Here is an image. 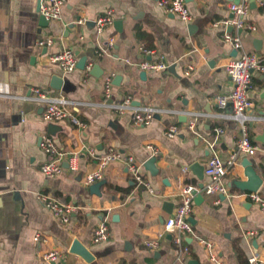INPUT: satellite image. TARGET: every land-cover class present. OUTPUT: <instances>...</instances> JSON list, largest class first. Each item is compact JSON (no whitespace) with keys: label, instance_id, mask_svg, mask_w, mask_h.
Wrapping results in <instances>:
<instances>
[{"label":"crops","instance_id":"crops-1","mask_svg":"<svg viewBox=\"0 0 264 264\" xmlns=\"http://www.w3.org/2000/svg\"><path fill=\"white\" fill-rule=\"evenodd\" d=\"M38 1L0 0V264H55L42 259L53 249L63 253L58 264H248L254 255L264 264V213L233 187L232 196L219 204L203 190V203L196 204L194 197L195 235L210 241L212 252L195 236H185L179 248L164 229L181 190L198 189L201 183L194 165L206 168L214 154L226 161L237 148L241 124L230 107L219 110L214 99L233 91L227 72L233 58L241 52L264 58V7L250 3L246 19L256 27L251 30L223 24L232 17L230 4L240 0H186L193 17L189 24L166 13L159 0H67L61 19L43 26ZM107 11L113 12L114 23L98 34L95 21ZM82 18L86 22L78 24ZM116 21H122L121 28ZM226 32L241 38L243 50L236 52L225 42ZM48 37L55 45L40 46ZM63 48L73 49L78 62L86 57L87 65L99 64L103 75H85L80 69L64 73L50 60ZM162 59L173 72L168 67L141 77L145 71L138 63ZM54 76L63 79L60 91L50 87ZM106 79H111L109 97ZM34 88L67 100L83 126L44 121V106L32 99ZM248 98L253 104L246 114L250 139L259 150L253 157L242 155L225 181L228 186L234 179L245 181L243 160L248 158L263 180L257 193L264 199V74L253 72ZM126 99L131 108L120 111ZM142 108L156 109L160 119L136 125L134 110ZM193 121L195 132L185 128L174 138L166 135L168 126ZM50 125L57 127L54 136ZM44 135L54 139L60 152L80 153L77 173L65 168L53 178L43 175L40 168L48 160L40 145ZM109 147L134 156L155 193L139 186L123 163L104 170L101 196L92 193L84 177L97 169L98 161L87 150L104 154ZM153 156L157 176L144 168ZM202 182L204 187L209 182L205 171ZM41 194L76 207L69 224L53 217ZM104 221L110 237L94 244L93 232ZM252 231L257 234L247 236ZM148 239H158L160 247L147 248ZM74 240L90 250L92 262L70 252Z\"/></svg>","mask_w":264,"mask_h":264},{"label":"built area","instance_id":"built-area-1","mask_svg":"<svg viewBox=\"0 0 264 264\" xmlns=\"http://www.w3.org/2000/svg\"><path fill=\"white\" fill-rule=\"evenodd\" d=\"M67 0H39L40 13L48 21H58L62 17V10ZM254 2L259 7H264V0H240L239 3H231L230 11L232 17L223 22L226 26L236 27L238 29L249 28L255 30L256 27L247 22V15L250 10V3ZM158 4L168 14L174 15L177 19L185 24L192 22L193 17L187 6L186 0H159ZM86 19L82 18L77 21L78 24H84ZM114 23V15L112 11H107L104 15H100L95 21V29L98 34L102 33L106 28L112 26ZM224 40L230 44L235 50H243V42L240 37L233 36L231 33L224 34ZM40 46L52 47L55 45V40L48 37L39 42ZM105 52V51H102ZM144 53L151 52L143 50ZM50 60L53 63L60 65L64 73H71L78 69V58L71 48H63L54 54ZM137 66L142 71L160 72L167 70L169 64L163 59L160 61L143 60ZM93 64H89L84 69L85 75H90ZM194 67H189V73ZM260 72L264 74V58L257 54H247L241 52L240 56L233 58L227 65V72L233 83V91L228 95H218L214 102L219 110L227 108L232 109V117L237 119L241 124V137L238 141L236 150H234L226 161H223L218 155L214 154L209 158L205 168V175L209 178V182L204 187L205 195L214 196L216 198L215 204L221 202L222 197H231L232 192L225 181V177L229 171L238 161L242 155L255 156L259 147L252 143L250 139L249 127L247 124L246 114L252 108L253 104L248 98V92L252 84L253 72ZM111 88V79H106L105 82V97H109ZM34 98L44 106L43 120L46 122H60L64 120L71 121L79 126L83 124L68 108L67 100L62 97L52 96L48 91L34 88L32 89ZM131 108V100L126 99L123 105L119 106L120 111H125ZM158 111L154 108L135 109L133 114L134 123L138 126H146L151 124ZM188 131H196L195 121L186 125H170L166 129V135L169 138H174L179 135L184 129ZM217 132H222L217 129ZM41 148L48 156V160L41 166V172L48 178H53L61 174L64 170V163L68 164V170L72 173H77L80 169L79 160L80 153H63L60 152L54 139L50 135H44L41 139ZM151 148V147H150ZM153 154L159 153L158 149L151 148ZM88 154L90 157L98 161V167L95 171L87 174L84 177L86 185L90 186L103 179L104 170L113 163L125 164L128 173L133 177L139 186L147 188L151 193H155L150 183L144 178L142 172V164H139L135 157L126 155L115 147H109L104 154H99L95 148H89ZM198 190L197 187L185 186L181 190V201L176 207L174 213L167 219L164 229L173 237L174 243L181 248L185 236H195L197 241L205 245L210 252L213 250V244L199 236L195 235V230L192 223L189 221L194 208L193 191ZM243 197L249 198L253 203L258 205L260 210L264 213V199L257 192H247L242 194ZM41 202L50 210L53 217L69 224L71 215L76 211V207L66 205L49 195H40ZM257 234L256 231L248 232L247 236ZM110 237L109 227L106 221L102 222L93 232L92 242L99 244L105 242ZM36 242L41 241V235L37 234ZM145 246L149 249L156 250L160 247L158 239H148ZM63 258V253L57 249L46 251L42 254V259L47 263L58 264ZM211 260L218 262V258L211 253ZM248 264H263L259 256H252L249 258Z\"/></svg>","mask_w":264,"mask_h":264},{"label":"water","instance_id":"water-1","mask_svg":"<svg viewBox=\"0 0 264 264\" xmlns=\"http://www.w3.org/2000/svg\"><path fill=\"white\" fill-rule=\"evenodd\" d=\"M158 1V0H157ZM239 2V1H238ZM255 5L254 2L251 4ZM38 11H40V3L38 1ZM40 21H41V25L46 26L48 24V21L46 20V18L44 16L40 17ZM122 21H116L115 25L119 28H121L122 26ZM237 52V50H236ZM87 65V58L83 57L79 60L78 62V69L80 70H84L86 68ZM169 70L173 72L174 68L173 67H169ZM91 74L94 76H102L103 75V70L101 69V67L99 66V64H95L91 70ZM146 76V72H142L141 73V77L145 78ZM120 77H116L115 80H119ZM113 84H117L116 81ZM51 89L56 90V91H60L63 88V79L59 76H54L52 78L51 81V85H50ZM156 119H160L159 115L155 116ZM49 134L51 136L55 135V131L57 130V127L55 125H50L49 126ZM156 162H157V158L156 157H151L149 158L145 163H144V168L149 171L151 173V175L153 176H157L159 174L158 169L156 168ZM243 166L245 168V177L247 178L245 181L243 180H239V179H234L230 184L229 187H233L235 189H238L239 191H241L242 193L245 192H258L260 187L263 184V180L261 178V176L257 173L254 164L252 163V161L248 158H245L243 160ZM64 167L68 168V164L64 163ZM195 169H197V176L199 178V180L201 181L198 190H194L193 191V196L195 197V203L196 204H201L203 203V195L201 194V192H199V190H203L204 189V184H203V179H204V171L205 168L204 167H199L198 164L194 165ZM166 184H168V181L165 179L164 180ZM105 183V181H99L96 182L94 184H92L90 186V191L92 193H95L98 196H101L100 193V188L101 186ZM225 198V197H222ZM114 221H118L119 220V216L115 215L113 217ZM189 221L193 224L194 221L193 219L190 217ZM70 252L76 255H79L80 257H82L85 261H87L88 263L92 262L93 259V255L90 252V250L84 245L82 244L79 240H74L70 249ZM188 264H198L196 261L191 260L189 261Z\"/></svg>","mask_w":264,"mask_h":264}]
</instances>
